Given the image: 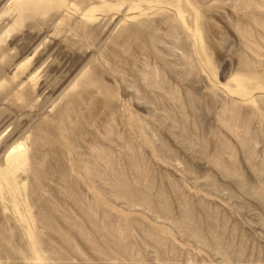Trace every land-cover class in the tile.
Instances as JSON below:
<instances>
[{
	"label": "rangeland",
	"instance_id": "374dc122",
	"mask_svg": "<svg viewBox=\"0 0 264 264\" xmlns=\"http://www.w3.org/2000/svg\"><path fill=\"white\" fill-rule=\"evenodd\" d=\"M0 264H264V0H0Z\"/></svg>",
	"mask_w": 264,
	"mask_h": 264
}]
</instances>
